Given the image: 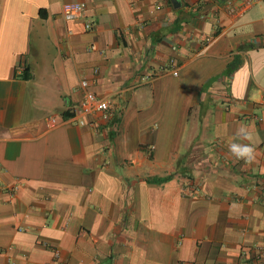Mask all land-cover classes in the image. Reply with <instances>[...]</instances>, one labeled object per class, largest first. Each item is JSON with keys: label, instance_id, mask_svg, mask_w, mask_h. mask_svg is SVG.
Here are the masks:
<instances>
[{"label": "crops", "instance_id": "obj_1", "mask_svg": "<svg viewBox=\"0 0 264 264\" xmlns=\"http://www.w3.org/2000/svg\"><path fill=\"white\" fill-rule=\"evenodd\" d=\"M241 2L0 0V264H264V0Z\"/></svg>", "mask_w": 264, "mask_h": 264}, {"label": "built area", "instance_id": "obj_2", "mask_svg": "<svg viewBox=\"0 0 264 264\" xmlns=\"http://www.w3.org/2000/svg\"><path fill=\"white\" fill-rule=\"evenodd\" d=\"M253 0H242L239 7L231 5L228 7V12L233 15H243L244 12L249 8ZM85 5L81 2H65L61 6V13L65 21H73L83 17ZM85 28L91 29L92 23L85 22ZM94 44L88 46V50H95ZM173 75H177L176 69L173 70ZM146 78V77H145ZM144 79V78H142ZM80 88L84 92V107L90 113H102L108 110V100L105 97L97 96L88 89V81L82 78L80 81ZM80 124H84L83 120L79 121ZM186 188V187H185ZM187 192L192 193L195 191L194 187L187 188ZM264 201V199H263Z\"/></svg>", "mask_w": 264, "mask_h": 264}, {"label": "clouds", "instance_id": "obj_3", "mask_svg": "<svg viewBox=\"0 0 264 264\" xmlns=\"http://www.w3.org/2000/svg\"><path fill=\"white\" fill-rule=\"evenodd\" d=\"M252 133L250 126L242 124L236 130L235 137L237 140H251ZM230 153L237 160L252 162L256 158V149L252 143L232 142L228 145Z\"/></svg>", "mask_w": 264, "mask_h": 264}, {"label": "trees", "instance_id": "obj_4", "mask_svg": "<svg viewBox=\"0 0 264 264\" xmlns=\"http://www.w3.org/2000/svg\"><path fill=\"white\" fill-rule=\"evenodd\" d=\"M236 63H232L231 64V66L233 67V68H235L236 67ZM169 179V177H164V178H156V179H151V180H154V181H166V180H168Z\"/></svg>", "mask_w": 264, "mask_h": 264}, {"label": "water", "instance_id": "obj_5", "mask_svg": "<svg viewBox=\"0 0 264 264\" xmlns=\"http://www.w3.org/2000/svg\"><path fill=\"white\" fill-rule=\"evenodd\" d=\"M173 2L175 1V0H172Z\"/></svg>", "mask_w": 264, "mask_h": 264}]
</instances>
